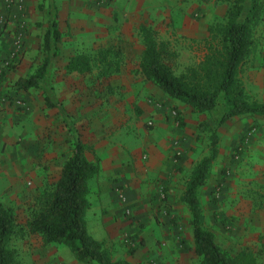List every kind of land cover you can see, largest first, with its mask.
<instances>
[{
  "label": "rangeland",
  "instance_id": "374dc122",
  "mask_svg": "<svg viewBox=\"0 0 264 264\" xmlns=\"http://www.w3.org/2000/svg\"><path fill=\"white\" fill-rule=\"evenodd\" d=\"M0 1L5 11L9 12L14 0ZM40 1L38 19L32 24L41 35L49 18V5L48 0ZM228 2L51 0L53 10L55 13L58 11L55 20L61 35L57 42L58 53L47 65L46 82L52 87V100L59 106L55 118H63L61 120L65 121L68 131L71 129V135L76 119L72 107L76 102L80 103L81 109L90 111L92 115L107 118L115 107L135 113L139 109V99L142 98L160 106L166 118L170 119L171 143L167 146L170 151L167 156L169 169L162 173L159 168L156 176L145 180L149 187L143 193L150 196L154 206L145 212L144 220H136L134 223L135 228L144 229V232L135 234L129 230L123 231L120 244L110 245L109 250L106 248L112 261L124 259L143 264H199L188 223L189 212L181 195L191 164L207 154L209 127L213 126L217 113L196 112L174 98H159L154 94L158 91L157 86L145 78L137 66L142 50L138 25L146 23L161 39L168 42L170 49L175 52L171 67L178 74L185 67L200 61L204 53V42L208 38L207 28L212 23L222 21ZM260 2L257 20L253 24V47L240 67L238 76L247 99L264 102V0ZM3 15L0 14V33L5 29L7 21ZM16 27L13 34L16 33ZM22 27L26 31L25 24ZM13 37L9 40L11 45L16 41ZM24 41H19L16 59L25 58L28 62V67L22 69V74L27 76L41 64L45 53L42 48L26 51L23 49ZM101 47L113 49L121 56L119 71L104 78L97 75L95 68L96 50ZM77 52L90 56L91 72L86 75L64 74L63 64L70 55ZM17 60L8 67L13 69ZM41 89L34 91L40 94ZM62 104H69L66 113H61ZM152 122V118L142 122L146 131L144 139L149 138V132L155 126ZM202 123H206V126H202ZM216 133L218 154L211 164L205 185L198 188L196 195L203 214V227L212 232L214 242L228 256L233 257L239 251H246L257 257V264H264V117L248 114L236 116L217 127ZM29 141L26 138L23 143V139L16 138L13 144H22L21 162L31 164L34 157L31 155ZM41 149L40 154L37 153V161L44 152L43 144ZM13 150L11 152L10 149L12 156ZM143 154L148 156L146 148L142 149L141 156ZM158 157L161 159L160 155ZM180 161H185L188 167L182 168ZM28 167L19 170L14 166L13 179L0 195V203L11 208L16 220L21 223L25 217L24 209L33 205V191L40 188L37 190L39 195L54 182L48 165L36 168L37 173L29 172ZM172 177L175 179L169 189L164 182ZM35 181H40L39 186H35ZM118 186L113 188L118 209L125 219H131V211L129 215L124 213V204L119 201L117 193L125 194L129 210L131 198L126 195L123 186ZM11 187L14 192H9ZM131 195L133 199L134 194ZM9 246L15 250V264H34V250L41 249L42 255L47 251L40 238L33 234H24L21 238L13 236ZM46 262L43 259L40 264H49V261Z\"/></svg>",
  "mask_w": 264,
  "mask_h": 264
},
{
  "label": "trees",
  "instance_id": "16d2710c",
  "mask_svg": "<svg viewBox=\"0 0 264 264\" xmlns=\"http://www.w3.org/2000/svg\"><path fill=\"white\" fill-rule=\"evenodd\" d=\"M228 1L222 21L207 28L208 38L200 61L178 74L171 67L175 52L168 42L146 23L138 25L142 42L137 64L139 72L167 97L190 106L196 112L217 113L213 126L209 127L207 154L190 168L181 195L189 212L188 223L199 264H257L254 254L239 251L230 257L214 242L212 232L203 227V214L196 197L198 188L205 185L217 156V127L236 116L264 117V102L248 100L238 76L253 47V24L261 2ZM47 3L49 18L41 44L45 55L41 64L29 76L19 79L17 84L23 90L42 88L45 105L52 106L55 102L51 96L52 87L46 82V71L50 59L58 53L60 33L51 0ZM95 60L96 72L101 78L117 73L121 66L120 53L107 47L96 50ZM91 68V58L84 52L70 55L62 66L64 74L77 75L89 74ZM201 125L206 126V123ZM72 137V147L61 165L58 178L47 191L35 196L32 206L24 209L22 223L16 220L11 208L0 203V264H15V250L9 246V240L13 236L21 238L24 234L38 236L43 245L57 243L66 246L83 264H143L124 259L112 261L102 243L86 233L87 182L97 173L98 163L97 158L88 160L84 156L85 145L79 135L72 132Z\"/></svg>",
  "mask_w": 264,
  "mask_h": 264
},
{
  "label": "crops",
  "instance_id": "0c3cea01",
  "mask_svg": "<svg viewBox=\"0 0 264 264\" xmlns=\"http://www.w3.org/2000/svg\"><path fill=\"white\" fill-rule=\"evenodd\" d=\"M40 4V0H14L10 11L6 12L0 1V14H4L3 18L7 19L5 29L0 33V195L13 179L14 166L19 170L23 167L27 169L29 166V172L37 173L36 168L40 169L46 164L51 168L52 181H55L72 147L73 137L65 121L61 120L63 118L60 120L55 118L59 106L55 103L52 106L45 105L43 93L37 94L34 88L23 90L17 84L19 79L29 76L32 71L27 76L22 74V69L28 67V62L25 58L16 59L18 56L14 49L16 42L13 41L11 45L9 40L13 35L17 41L25 40L23 49L26 51L40 50L45 28L40 35V31L32 24L38 19ZM24 21L26 22L23 23ZM24 24L26 31L22 27ZM16 25V33L13 34ZM15 60L16 66L13 69L8 67ZM157 92L154 94L159 98L166 96L159 89ZM76 103L72 107L76 113L73 131L85 145L84 156L88 160L97 158L98 163L97 173L87 182L88 206L84 212V227L89 236L109 250L110 245L120 244V234L123 231L129 230L135 234L144 232L142 231L144 229L135 228L134 223L136 220H144L145 212L154 206L150 196L143 193L149 187L145 180H151L156 176L159 168L162 173L169 169L167 156L170 151L167 150V146L171 143L170 119L166 118L165 111L160 106L142 98L139 99L136 114L131 110L115 107L107 118L92 115L90 111L81 109L80 103ZM68 106L69 104H62L61 113H66L69 110ZM147 118H152V124L155 126L152 132H149V138L144 139L146 131L142 122ZM16 138L23 139V143L29 138L33 163L21 162L23 146L20 143L13 144ZM42 144L44 152L37 161V153L40 154ZM14 148L18 150L14 151ZM143 148L147 149L148 156L145 154L141 156ZM10 149L11 152L12 150L15 152L13 156ZM179 164L182 168L188 167L185 161H180ZM174 179L169 178L164 184L170 189ZM39 183L40 181H35V186H39ZM118 185L123 186L126 195L131 198V219H125L118 209L117 198L113 192V188ZM38 189L33 191L34 196L38 195ZM9 192H14L13 187ZM62 246L64 245L57 243L45 245L47 251L44 255L41 254V249L34 250V264H40L43 259L49 261V264H76L77 260L72 253L66 246Z\"/></svg>",
  "mask_w": 264,
  "mask_h": 264
},
{
  "label": "built area",
  "instance_id": "2783aa9c",
  "mask_svg": "<svg viewBox=\"0 0 264 264\" xmlns=\"http://www.w3.org/2000/svg\"><path fill=\"white\" fill-rule=\"evenodd\" d=\"M16 43H15V51L17 52L18 51V46H19V41H15ZM148 124H151V123H148ZM117 197H118V199H119V201L122 203V204H124L123 206H124V213L125 214H127V215H129V212H130V210H129V207L127 206V204H126V197H125V195L124 194H122V193H120V192H118L117 193Z\"/></svg>",
  "mask_w": 264,
  "mask_h": 264
}]
</instances>
